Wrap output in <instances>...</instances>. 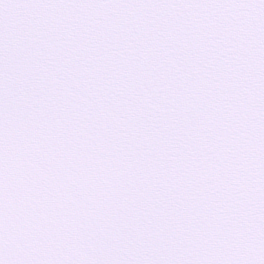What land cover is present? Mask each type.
Returning <instances> with one entry per match:
<instances>
[{
  "label": "snow or ice",
  "instance_id": "obj_1",
  "mask_svg": "<svg viewBox=\"0 0 264 264\" xmlns=\"http://www.w3.org/2000/svg\"><path fill=\"white\" fill-rule=\"evenodd\" d=\"M0 264H264V0H0Z\"/></svg>",
  "mask_w": 264,
  "mask_h": 264
}]
</instances>
